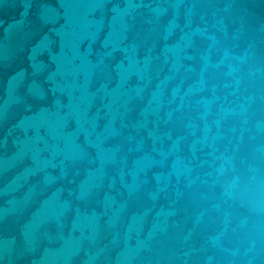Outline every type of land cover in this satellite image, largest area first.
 I'll use <instances>...</instances> for the list:
<instances>
[{"label":"water","instance_id":"water-1","mask_svg":"<svg viewBox=\"0 0 264 264\" xmlns=\"http://www.w3.org/2000/svg\"><path fill=\"white\" fill-rule=\"evenodd\" d=\"M0 264H264V0H0Z\"/></svg>","mask_w":264,"mask_h":264}]
</instances>
